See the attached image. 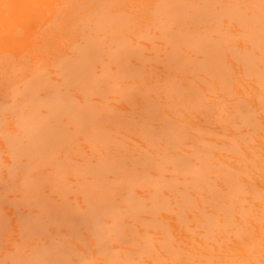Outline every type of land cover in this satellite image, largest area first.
<instances>
[{
    "label": "clouds",
    "instance_id": "9594fccd",
    "mask_svg": "<svg viewBox=\"0 0 264 264\" xmlns=\"http://www.w3.org/2000/svg\"><path fill=\"white\" fill-rule=\"evenodd\" d=\"M105 3L93 0L92 4L102 8ZM246 6L264 31V0L259 4L248 0ZM85 33V39L92 38L95 44L84 88L78 91L91 90L84 112L90 119L83 122L80 133L69 134L67 145L75 143L79 135L85 136V143L102 137L107 156L99 168L106 183L112 182L110 177L121 172L124 159L133 154L139 175L156 173L164 191L179 192L190 205L207 204L205 194L211 187L222 203L208 214L213 220L211 229L207 221H198L207 250L218 240H233L241 247L248 246L246 237L255 242V217L246 214L243 196L257 170L264 180V136L257 137L255 131L257 121L264 131V82L242 66L222 78L208 59H199L178 28L143 39L137 22L101 16L85 24ZM132 97L139 101L135 122L115 130L103 127L105 121L123 118ZM217 109H222L219 118ZM241 117L248 118L249 127L233 126ZM206 124L219 125L223 131L211 133ZM248 138L261 142L258 160L249 152ZM48 176V194L84 218L85 231L56 240L45 239L41 232L22 235L20 244L14 245L12 264H49V257L55 258L52 264H59L63 250L76 255L88 247L96 253L94 264H135L140 251L158 257L154 264H176L182 249L171 244L145 247L139 240L132 242L127 226L112 222L107 208L91 191L95 175L87 186L70 170L61 178L55 172H48ZM32 187L34 184L25 182L14 198L31 200ZM260 215L264 216V208ZM36 216L41 224L46 220L40 209ZM259 243L264 255V225ZM190 255H201V250Z\"/></svg>",
    "mask_w": 264,
    "mask_h": 264
},
{
    "label": "rangeland",
    "instance_id": "374dc122",
    "mask_svg": "<svg viewBox=\"0 0 264 264\" xmlns=\"http://www.w3.org/2000/svg\"><path fill=\"white\" fill-rule=\"evenodd\" d=\"M164 1L106 0L104 7L97 8L92 4L93 0H49L47 9L41 6L36 8L42 12L34 18L33 23L26 20H3L6 33L0 35V42L4 40L0 50V205L5 214L11 215V219L13 213L19 216L17 211L29 212L28 208L19 204L20 200L14 198V193L20 191L22 181L29 179V176L12 175V169L14 167L16 169L21 162L26 161V158H17L11 143L18 141L14 135L20 139L19 130L22 123L33 122L32 109L36 103L32 106L28 100L35 95L34 85L38 84L39 77L45 78L44 83L55 89V96L60 100L67 97L70 102L83 106L85 103H80L84 99V94L78 91L81 88L76 85H67V82L73 76L71 63L84 64L86 62L83 71L92 63L88 50L91 47L88 39H85L87 19L111 11L116 20L137 22L140 26L141 38L150 39L154 34H163V26L166 27L165 20H159L158 15ZM179 2L184 1L179 0ZM192 3L193 7H197L203 3V0H193ZM247 3L248 0H213V7L216 9L218 20H204L203 22L192 19L187 20L182 26L171 25L169 27L171 30L178 28L184 32L198 29L200 32H205L203 36L209 38H219L218 33L227 35L222 42L226 50L223 57L226 58L225 60L231 68L230 71H232L237 67L233 64V51L239 52V49L243 47H254L246 29L248 22L254 19L248 11ZM252 3L259 4V0H252ZM188 11L192 12V10ZM213 14L216 15L214 11ZM216 22L217 27L214 28ZM199 34L197 36L202 37ZM197 38L199 37L194 36L187 42L194 53H197L198 49L196 46ZM83 44H86V47H83ZM81 52L85 56H82ZM239 63L242 62L239 61ZM256 77L259 81L264 82V77ZM86 89H84V93L88 96L90 91L85 92ZM37 96L38 98L44 97L45 92L38 91ZM138 106V99L132 97L125 105L123 118L105 121L103 127L115 130L118 127L133 124L138 117ZM40 112L44 113V108ZM221 115L222 109H217V118ZM250 123L247 117H241L239 121L233 123V126L247 128ZM205 127L211 133L221 134L223 131L219 125L215 124H206ZM68 129L72 134H78L82 131L83 126L75 122V124H70ZM255 131L257 137L264 136V131L259 128V121L256 122ZM9 137L14 139H9ZM248 144L249 152L254 154L258 160L261 157L259 152L260 140L248 138ZM106 156L102 137H92L89 142L85 143V136L79 135L75 143L70 146L66 145L53 160L44 163L43 166L41 165L39 172L47 175L48 172H55L56 176L61 178L66 170H70L72 176L80 177L87 186V182L95 175V171L99 169V165L102 164ZM122 168L121 172L110 177V180L114 179V181L108 183L113 184L108 190V194L115 197L114 206L125 210L127 202H143L139 199L147 198L143 202L146 208L141 214L126 216L124 212L120 216V220L125 218L129 224L127 230H130V238L137 239L141 243H148L150 247L154 244L156 246L171 244L177 249H182V253L190 254L196 250H201V255H191L192 264H234L233 261L241 260L243 255L250 253V250H255L260 254L259 239L261 226L264 225V216L260 215V209L264 208V180L259 178L258 170L249 182L247 191L243 196L246 214L255 217L253 222L255 242L246 237L248 246L241 247L233 240H218L212 245L211 250H207L208 245L198 221H207V225L211 229L213 220L208 214L219 207L222 201L215 202L208 198L211 195L206 193L207 204L200 202L195 205V209H188L182 220L180 210L184 201L179 192L174 195L171 191H164L161 178L156 173L149 176L139 175L140 168L137 166L133 154H129L124 159ZM124 179H134L135 183L131 185L133 187L123 184ZM50 180L49 177V183ZM47 187L44 186L47 193L42 195V198L46 199L43 202H52V208L56 210L57 204L55 199L48 194ZM130 191L136 195L134 198H129ZM152 194L156 197L154 200L150 199ZM160 197L163 199L160 200ZM151 207L155 208V211ZM37 209L40 208L35 207L31 210L36 213ZM42 215L46 217L47 222L44 221L46 231L43 230L41 233L47 240L69 237L85 231V228L72 229L64 225L57 227V224L50 219L48 220L51 212L47 214L42 210ZM163 216L166 218L165 221ZM178 216H180L181 221L178 220ZM164 222L178 230H175L174 234L169 231L164 234ZM50 225H54V227ZM66 229L74 233L69 235ZM8 230L9 232H5L4 235H7L10 241L0 247V262L12 264L16 254L12 256V260L10 256L15 253L14 245L20 244L21 224L18 222L10 223ZM80 253L73 255L66 251L63 255L65 264H94L96 253L91 247L81 248ZM186 256L176 264H190ZM157 259L158 257L145 255L143 251H140L135 257V264H154ZM247 264H264V255L260 254L256 261Z\"/></svg>",
    "mask_w": 264,
    "mask_h": 264
},
{
    "label": "bare ground",
    "instance_id": "6f19581e",
    "mask_svg": "<svg viewBox=\"0 0 264 264\" xmlns=\"http://www.w3.org/2000/svg\"><path fill=\"white\" fill-rule=\"evenodd\" d=\"M184 2H179V0H165L163 4H161V10L159 12V20H165L163 26V33L169 32L171 25L182 26L185 24L187 20H218V15L216 9L213 7V0H203L202 4L199 6L193 7V3L190 0H182ZM188 2V4H186ZM49 4V0H3L0 3V35H4L6 33V28L4 29L3 20H26L29 23H33L34 18L37 17L40 12L36 10L37 7H43L47 9V5ZM193 7V8H191ZM97 9V8H96ZM188 10H192L189 12ZM213 11L216 15L213 14ZM107 17L113 18L114 14L111 11H106L99 16H95L93 18L87 19L88 23L94 22L97 17ZM220 18V17H219ZM156 20V18H155ZM158 20V19H157ZM221 21V20H220ZM217 27V22L214 28ZM247 34L251 37L252 43L254 45L253 48H245L239 49V52L236 50L233 51V64L237 66H242L244 69L249 71L250 73L258 76L260 78L264 77V71H262V65H264V31L261 30V25L257 19H253L248 22L247 25ZM188 42L194 36L199 37L196 40L197 53L199 55V59L205 60L208 59L210 61V65L213 70L220 73L222 78H226L227 75L231 72V68L229 64L226 62V58L224 59L225 48L222 45V42L225 40V34H219V38H209L208 36H203L205 32H200L198 29H193L189 32L181 31ZM200 33V34H199ZM197 34L202 35L197 36ZM91 37V34H89ZM88 43L92 48L95 44V40L92 38L88 39ZM2 44H4V40L0 42V50L2 48ZM199 44L201 45L199 47ZM86 47V44L82 45ZM205 46V47H204ZM89 48L90 56L93 59V53ZM2 53V52H1ZM242 53V54H240ZM82 56H85L80 53ZM242 62L241 64L239 63ZM230 63V61H228ZM86 63V62H85ZM84 63V64H85ZM84 64H73L71 63V69L73 71V76L71 80L67 82V85H76L79 88H84L85 85V71H83ZM45 78L39 77L38 84L34 85L35 95L28 101L31 102V105L35 104L32 108L33 122L30 121L29 124L22 123L20 125V139L17 135H14L18 141L12 142L11 146L13 148L14 155L17 158H26V161L21 162L15 169H12V175H25L29 176V179L22 181V186L19 188L20 191L23 190V184L28 182L30 184H34V187L31 188L33 193V198L31 200L21 201V205L29 209V212L23 213L17 211L19 216L13 213L12 219L11 215L5 214L4 210L0 205V247L4 246L7 242H9V237L4 235L5 232H9L8 225L10 223H20L21 224V233L23 236H27L33 232H43L46 231L47 220L43 224L39 222L37 219L36 213H34L31 209L38 207L43 210L45 213L49 214L51 212V216L48 217L52 222L57 224V227H61V225L67 226L72 229H81L85 228L86 221L84 218L80 217L76 213H74L69 205L61 204L60 202H56L57 209L54 210L52 208V202H43L46 200L42 198V195L46 194V190L44 186L49 185V177L45 173H40V167L43 166L44 163L53 160L56 154L68 144V136L71 131L68 129L70 124H75V122L80 123L83 126V122L85 124L88 123L90 117L84 112L87 108V101L85 100L87 94L84 93V99L80 104H84L80 106L76 103L70 102L67 97L63 99H59L55 96V89L46 83H44ZM44 91L45 96L38 98L37 92ZM91 91L90 89H86L85 92ZM86 101V102H85ZM44 108V113H41V109ZM233 123H236L233 122ZM9 139H14L9 137ZM8 148L10 149L9 145ZM10 154H12L10 152ZM16 164V161H14ZM118 174V172L116 173ZM95 176L97 177L96 182L91 185V191L97 197H99L101 203L107 208L109 211L112 222L120 223L128 226L127 220L125 218L120 220V216L125 212L126 216H136L143 212L145 209V205L143 202L147 200L139 199L136 203H126V209L121 210L118 206H114L115 197H112L108 194V190L113 184H108L103 180V172L99 168L95 171ZM137 179V178H135ZM114 179L112 180V182ZM126 186H131L135 183L134 179H124L122 181ZM133 187V186H131ZM211 196L208 198L217 202V199L213 193L211 187H209L208 192ZM136 195L129 192V198H134ZM156 197L154 194L151 195L150 199L154 200ZM163 197H160L162 200ZM133 200V199H131ZM183 207L180 210L182 220L186 215L188 209H195L196 206L190 205L186 200H184ZM153 211L155 208L151 207ZM16 217V219H14ZM11 219V220H10ZM163 220L166 218L163 216ZM178 220L181 221L180 216H178ZM178 229L174 226L169 225L167 222L163 223V233L167 234L175 232ZM69 235H72L74 232L67 230ZM130 230H126V234L128 235L129 240L132 242L137 241V239L129 237ZM145 247H150L148 243H142ZM67 250H63V255ZM13 253L10 256L12 260ZM187 255V256H186ZM259 253L255 250H250V253L242 256L241 260L233 261L234 264H247L250 262H254L258 259ZM187 257L189 263L192 264L193 259L189 253H182L177 256L176 263ZM15 257V256H14ZM13 257V259H14ZM54 257H49V264H52ZM64 258L59 261V264H65ZM2 264H8L3 262Z\"/></svg>",
    "mask_w": 264,
    "mask_h": 264
}]
</instances>
